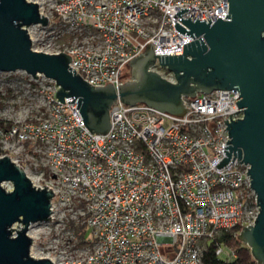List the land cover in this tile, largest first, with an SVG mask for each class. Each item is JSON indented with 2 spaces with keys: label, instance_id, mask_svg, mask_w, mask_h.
Here are the masks:
<instances>
[{
  "label": "built area",
  "instance_id": "built-area-1",
  "mask_svg": "<svg viewBox=\"0 0 264 264\" xmlns=\"http://www.w3.org/2000/svg\"><path fill=\"white\" fill-rule=\"evenodd\" d=\"M29 1L48 18L46 25L27 27L33 49L67 53L73 73L75 68L94 86L116 87L125 81V67L149 43L156 54H181L184 42L202 37L176 28L178 22L190 30L183 17L214 23L227 19L230 9L229 0ZM182 8L190 9L180 17ZM150 69L177 81L160 56ZM1 85L34 90L41 104L35 117L17 112L4 120L7 127L0 124V157L10 156L36 187L53 191L51 220L45 223L72 233L66 244L56 243L38 256L33 238L34 257L55 264H205L203 251L216 241L220 259L237 258V246L216 239L236 227L239 236L260 211L250 165L233 150L228 163L217 166L229 157L225 150L231 152L225 147L232 140L225 120L243 117L237 88L185 96L184 116L117 99L110 130L101 134L85 124L78 99L62 102L53 96L56 81L43 74L0 70ZM14 227L15 234L22 224Z\"/></svg>",
  "mask_w": 264,
  "mask_h": 264
},
{
  "label": "water",
  "instance_id": "water-1",
  "mask_svg": "<svg viewBox=\"0 0 264 264\" xmlns=\"http://www.w3.org/2000/svg\"><path fill=\"white\" fill-rule=\"evenodd\" d=\"M229 4L227 19L219 17L214 23L206 18L192 20V14L189 19H179L190 28L176 22L181 33L203 39L184 42L181 54H156L149 43L129 62L131 78L116 87L112 83L94 86L75 74V68L73 73L67 53L33 49L27 27L48 23L38 3L0 0V70H21L37 78L43 74L55 80L53 96L62 102L67 97H74L69 102L78 99L85 124L101 134L110 130V109L117 99L184 116L189 110L185 96L195 98L198 93L237 88L240 98L236 102L239 111L243 109V117L233 120L231 113V123L225 120L232 139L225 147L231 152L225 150L229 157L225 156L217 166L226 165L233 150L239 161L250 165L248 172L260 211L255 223L243 227L238 238L250 248L255 260L264 264V0H229ZM189 9L182 8L178 16ZM157 56L160 63L175 72L176 82L150 69ZM53 197L51 189L36 187L10 156L0 157V264H55L48 257L31 254L33 238L28 233L31 224L51 220ZM18 223L22 227L14 234Z\"/></svg>",
  "mask_w": 264,
  "mask_h": 264
},
{
  "label": "rangeland",
  "instance_id": "rangeland-1",
  "mask_svg": "<svg viewBox=\"0 0 264 264\" xmlns=\"http://www.w3.org/2000/svg\"><path fill=\"white\" fill-rule=\"evenodd\" d=\"M51 46H54V40L51 41ZM123 76L125 81L131 78V67L127 65L124 69ZM41 96H36L34 90H24L19 88V91L8 90L1 85L0 87V120L8 121V119L15 118L14 113L22 114L27 118L35 117L38 113L39 105L41 104ZM5 117V118H4ZM0 153H4V145L0 139ZM8 188L12 187V184L7 182ZM33 230L38 232L35 239L36 256L41 255L43 251L47 253L48 249L53 248L56 243L59 246H63L64 243L70 238L72 239V233L67 231L56 224H48L45 222H39L33 224ZM91 229L88 228L87 236L90 237Z\"/></svg>",
  "mask_w": 264,
  "mask_h": 264
},
{
  "label": "trees",
  "instance_id": "trees-1",
  "mask_svg": "<svg viewBox=\"0 0 264 264\" xmlns=\"http://www.w3.org/2000/svg\"><path fill=\"white\" fill-rule=\"evenodd\" d=\"M0 124L2 126L7 127L4 120H0ZM240 227H236L235 229H232L231 231H225L222 232L221 235L216 239L217 241L223 240L228 241L231 245L238 247V256L234 260H223L220 259L217 253H215L217 242H211L208 244L206 249L203 251V259L205 264H259L253 254L250 248L244 244L242 241L239 240L238 236H235L234 233L236 231H239ZM85 227H80L78 230L79 236L82 238L84 235ZM83 243V242H81Z\"/></svg>",
  "mask_w": 264,
  "mask_h": 264
},
{
  "label": "bare ground",
  "instance_id": "bare-ground-1",
  "mask_svg": "<svg viewBox=\"0 0 264 264\" xmlns=\"http://www.w3.org/2000/svg\"><path fill=\"white\" fill-rule=\"evenodd\" d=\"M37 231H34V230H29V235L32 237V238H36L37 237Z\"/></svg>",
  "mask_w": 264,
  "mask_h": 264
}]
</instances>
